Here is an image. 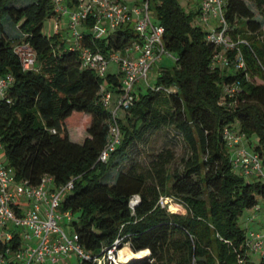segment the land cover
I'll use <instances>...</instances> for the list:
<instances>
[{"label": "trees", "instance_id": "obj_1", "mask_svg": "<svg viewBox=\"0 0 264 264\" xmlns=\"http://www.w3.org/2000/svg\"><path fill=\"white\" fill-rule=\"evenodd\" d=\"M11 1L0 0V76L14 77L6 99H0V128L6 163L16 178L32 185L44 175L56 185L74 180L61 210L73 214L77 241L94 257L120 239L121 248L129 244L135 257L148 253L124 264H255L239 221L246 210H262L264 178L234 169L224 131L244 134L264 166V22L255 20L249 5L264 18V0L227 2L230 33L246 42L239 43L246 70L229 72L212 69L217 49L207 40L208 32L192 25L178 0L152 1L153 18L165 28L164 45L178 60L154 88L136 92L133 106L118 118L121 141L107 162L99 158L109 143L112 115L101 102V86L118 93L120 76L110 72L99 78L80 65L61 34L43 33L45 21L54 17L53 0L25 6ZM67 5L73 7L70 1ZM6 19L20 28L23 40L8 38ZM137 39L127 26L99 39L86 36L83 45L108 56ZM18 44L33 48L40 69H23ZM236 81L242 88L237 102L221 106L222 87ZM74 113L85 118L88 137L82 144L72 140L68 127ZM162 128H170L171 140H182L189 149L182 171L169 172L176 157L170 148L147 166L134 163ZM127 162L133 164L124 171ZM114 169L118 174L112 180ZM135 196L139 201L133 208ZM163 197L179 201L186 213L169 212L161 205ZM6 246L0 242V252Z\"/></svg>", "mask_w": 264, "mask_h": 264}, {"label": "built area", "instance_id": "obj_2", "mask_svg": "<svg viewBox=\"0 0 264 264\" xmlns=\"http://www.w3.org/2000/svg\"><path fill=\"white\" fill-rule=\"evenodd\" d=\"M73 3V7L67 5ZM53 0L54 17L61 20L68 17L74 42L69 45L72 52L78 53L80 65L96 72L105 79L110 73L109 66L118 65L121 86L118 93L101 86V102L112 115L110 139L99 160L107 162L121 141L118 125L120 111H128L134 104L136 88L147 81L152 65L172 53L164 45L165 28L153 18V0ZM228 0H200L198 15L206 25L214 29L207 33V40L216 47L212 58V69L220 72L246 70V64L239 51V43H246L231 35V28L225 18ZM131 26L138 39L122 52L108 56L83 45L86 36L91 40L115 34L120 29ZM79 27L85 28L83 32ZM57 34H61L58 32ZM238 51L235 59L228 53ZM15 52L25 71L37 70L35 51L28 44H18ZM177 61V57H173ZM14 83L12 74L0 76V99H6L7 92ZM241 82L222 87L220 105L233 107L241 93ZM231 153L233 167L245 176L264 178V166L258 154L252 152L244 134L230 128L224 131ZM0 152H4L3 136L0 128ZM74 189V180L56 185L52 176L44 175L41 181L32 185L27 180H18L15 171L0 161V242L7 246L0 252V264H116L119 258L121 240L106 248L101 256L94 257L78 243V237L71 227L73 214L58 213L65 197ZM139 201L135 196L133 208ZM161 205L166 207L161 198ZM261 207L255 208L259 213ZM65 220L72 233L65 232L60 222ZM23 229V231H21ZM18 244L14 246V242ZM249 253L264 257V230L247 233ZM129 248V244L125 245ZM124 246V247H125Z\"/></svg>", "mask_w": 264, "mask_h": 264}, {"label": "rangeland", "instance_id": "obj_3", "mask_svg": "<svg viewBox=\"0 0 264 264\" xmlns=\"http://www.w3.org/2000/svg\"><path fill=\"white\" fill-rule=\"evenodd\" d=\"M37 0H12L11 3L14 5H28L36 2ZM180 6L185 11L187 15L191 17V23L193 26L200 27L206 32H211L214 29L213 25H206L199 17L198 10L200 6V0H178ZM249 5L253 8L255 12V20L260 23L264 22V18L261 15L260 11L256 8L255 5L249 3ZM70 20L68 17H64L61 20H57L56 17L49 18L45 21L43 26V33L49 37L55 36L58 32L62 33L63 40L66 41L67 45H70L74 42L75 38L72 36V30L70 29ZM4 27L6 29V33L9 39L12 41L16 40V42L21 41L25 38L22 31L18 26H16L10 19H6L4 22ZM85 28L79 27L78 30L83 32ZM14 43V42H13ZM173 57H176V54L172 53V58L165 55L161 61H158L152 65L147 77V81H142L138 84L137 90H142L146 92L149 88H154L158 81L159 76L165 70H172L176 66V61ZM264 62V61H263ZM38 69H40V64L37 65ZM109 71L112 73H118V65L112 63L109 66ZM229 72V71H228ZM221 102V97H220ZM111 107L109 108V110ZM126 113L124 111L119 112V117H123ZM85 118L81 113H74L71 118L68 120V127L70 130V134L72 136V140L76 143L82 144L88 134L86 132ZM85 127V128H84ZM173 136V131L170 128H162L158 132H156L148 141V143L142 147V153L140 157H138L134 163L142 164L143 166H147L155 156L160 153L164 149H172L175 152V160L169 166V172H174L176 169L182 171V159L186 158L190 155L189 149L186 144L182 140L173 141L171 140ZM250 142V141H249ZM256 138H251V143L255 144ZM248 147H250L248 145ZM250 149V148H249ZM0 161L3 163L7 162V157L4 152H0ZM133 163H125L123 170L126 171ZM117 170H112L110 176H112V180L115 178ZM253 180L252 177L249 178ZM163 203L171 213H186V208L179 201L169 198L163 197ZM58 213L64 215L65 211L59 209ZM240 226L246 230V233L250 231H257L264 229V205L262 206V210L259 213L255 212V209L246 210L240 218ZM61 226L65 230L66 233L71 234L72 228L66 223L65 220L60 222ZM23 231V229H21ZM130 248L127 246L124 247L123 250L119 253V258L117 260L118 263L124 264L128 263L136 258H144L148 257V253H143L135 257L130 251ZM251 258L254 260L255 264L260 263V256L258 254L251 253ZM145 260V259H144ZM145 261H151L149 258Z\"/></svg>", "mask_w": 264, "mask_h": 264}, {"label": "bare ground", "instance_id": "obj_4", "mask_svg": "<svg viewBox=\"0 0 264 264\" xmlns=\"http://www.w3.org/2000/svg\"><path fill=\"white\" fill-rule=\"evenodd\" d=\"M118 260V259H117ZM116 264H120V263H118L117 261H116Z\"/></svg>", "mask_w": 264, "mask_h": 264}, {"label": "crops", "instance_id": "obj_5", "mask_svg": "<svg viewBox=\"0 0 264 264\" xmlns=\"http://www.w3.org/2000/svg\"><path fill=\"white\" fill-rule=\"evenodd\" d=\"M140 90V89H139ZM139 90H137L136 92H138ZM261 230H264V229H261Z\"/></svg>", "mask_w": 264, "mask_h": 264}]
</instances>
